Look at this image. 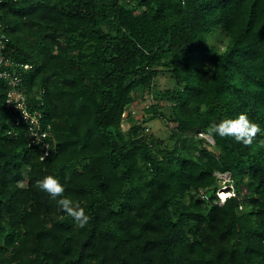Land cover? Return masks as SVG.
I'll return each instance as SVG.
<instances>
[{"label": "trees", "instance_id": "trees-1", "mask_svg": "<svg viewBox=\"0 0 264 264\" xmlns=\"http://www.w3.org/2000/svg\"><path fill=\"white\" fill-rule=\"evenodd\" d=\"M0 33L53 135L28 145L0 79V264H264V0H0ZM240 113L251 146L205 137Z\"/></svg>", "mask_w": 264, "mask_h": 264}, {"label": "built area", "instance_id": "built-area-1", "mask_svg": "<svg viewBox=\"0 0 264 264\" xmlns=\"http://www.w3.org/2000/svg\"><path fill=\"white\" fill-rule=\"evenodd\" d=\"M6 34L0 33V79L8 86L6 106L14 116L17 127H24L29 133V146H42V157L49 154L51 140L53 138L51 124L44 121L43 108L31 101L29 94L23 88V78L20 68L29 69L33 66L29 63L12 60L5 54ZM43 91L34 94L41 97ZM221 197V194H220Z\"/></svg>", "mask_w": 264, "mask_h": 264}, {"label": "clouds", "instance_id": "clouds-1", "mask_svg": "<svg viewBox=\"0 0 264 264\" xmlns=\"http://www.w3.org/2000/svg\"><path fill=\"white\" fill-rule=\"evenodd\" d=\"M261 132L260 125L252 121L246 113H240L234 118H226L219 122H213L207 129L208 136L232 138L235 142L245 147L251 146ZM201 135L204 134L202 133ZM260 143L264 145V141ZM35 187L46 193L51 200H54L57 206L73 219L77 228L82 229L89 223V215L86 214L84 208L78 204H74L70 198L64 195L65 187L56 176L45 175L43 178L35 181ZM225 200L222 201L224 202Z\"/></svg>", "mask_w": 264, "mask_h": 264}, {"label": "rangeland", "instance_id": "rangeland-1", "mask_svg": "<svg viewBox=\"0 0 264 264\" xmlns=\"http://www.w3.org/2000/svg\"><path fill=\"white\" fill-rule=\"evenodd\" d=\"M209 40L212 42V43H215V44H218L221 48H223L225 45H224V42L220 41L219 38L215 37V36H212L209 38ZM162 82H165V84H169L170 80L167 78V77H162ZM147 99L145 102L143 103H136V108L138 109H142L150 100V97L149 96H145ZM148 125V130H150L151 132L153 131L155 134H158V135H166L168 133V130H169V127L171 126L169 123H167L165 120L163 119H156V118H153ZM205 137L210 141V142H213V139L211 138V136H208V135H205ZM217 175L219 176V178L221 179V183H222V186L221 188H219L218 190V196H219V200L218 202L220 203H223L221 197H220V194L223 193V191H225L226 193L230 195H233L234 194V189H233V185L231 184H228L229 181H230V173L229 172H217Z\"/></svg>", "mask_w": 264, "mask_h": 264}, {"label": "bare ground", "instance_id": "bare-ground-1", "mask_svg": "<svg viewBox=\"0 0 264 264\" xmlns=\"http://www.w3.org/2000/svg\"><path fill=\"white\" fill-rule=\"evenodd\" d=\"M146 99H147L146 97H143L142 99H140V100L138 101V103H139V104H140V103H143V102L146 101ZM228 196H229V194L226 193L225 191H223V193L221 194L222 200H225Z\"/></svg>", "mask_w": 264, "mask_h": 264}]
</instances>
